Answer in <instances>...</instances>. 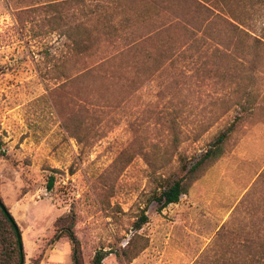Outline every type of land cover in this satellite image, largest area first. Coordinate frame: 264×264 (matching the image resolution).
<instances>
[{
  "label": "rangeland",
  "instance_id": "rangeland-1",
  "mask_svg": "<svg viewBox=\"0 0 264 264\" xmlns=\"http://www.w3.org/2000/svg\"><path fill=\"white\" fill-rule=\"evenodd\" d=\"M43 1L0 0V200L24 264H73L53 239L71 212L83 264L98 249L101 264H264V50L201 6L224 0L70 4L75 49ZM241 1L227 2L264 41V0ZM228 126L221 156L158 210V183Z\"/></svg>",
  "mask_w": 264,
  "mask_h": 264
},
{
  "label": "trees",
  "instance_id": "trees-1",
  "mask_svg": "<svg viewBox=\"0 0 264 264\" xmlns=\"http://www.w3.org/2000/svg\"><path fill=\"white\" fill-rule=\"evenodd\" d=\"M227 1L229 0H224L225 5L220 4V8H215L211 5H208L205 1L201 6L205 11L211 13L214 21L215 19L218 20V24H224L228 26V31H230V33H232L231 35L235 37V39L233 38V41H235L236 44H240L242 46L250 48L254 54V57H257L258 51L264 50V41L262 40L261 35L257 33L251 34L246 27L241 26L240 22H243V20L238 17L239 15L236 11L235 13L233 12L234 9L228 5ZM238 1L240 0H234V2ZM85 3V0L43 1L41 5L42 8L58 10V15L55 16V18L57 19L56 21L58 22L54 23L57 24V35L62 39L59 41L60 46L71 47V49L80 47L81 39H75V36L71 31L73 27L68 25V22L71 20L69 16H71L72 18L74 17L73 13L68 14V9L70 7V4H73L76 10L83 12ZM198 4L200 5V3ZM102 6L103 5L96 4L95 9L99 10ZM226 15H229L228 18L226 17ZM108 31H110V29H108ZM83 48L87 50V44H85ZM231 130V126H228L226 130L220 132L214 138L209 148L206 149L200 157H198L194 162L188 163L190 165L189 167H187L186 164L184 165V157H182L181 160L183 161V163L181 165V173L175 177L168 178L167 180L158 183L159 187L155 188L151 195V200L157 203L158 210H161L168 204L177 202L180 195L186 193L187 180H190L192 179V177H194L195 172L201 164L214 160L221 156L222 144L225 139H227ZM52 186L53 179L50 176L47 183V189H51ZM147 221V215L144 211H142L133 223L135 230L140 229L141 226ZM74 223L75 214L73 212L66 216H60L55 223L57 231L54 234L53 239H58L61 236H66L71 246L72 263L83 264V262L81 261L80 242L73 230ZM14 225H16L14 218L11 216V214H9L5 207L3 208L0 206V264L19 263L20 253ZM107 254V250H96L91 261L88 264H101L102 260Z\"/></svg>",
  "mask_w": 264,
  "mask_h": 264
},
{
  "label": "water",
  "instance_id": "water-1",
  "mask_svg": "<svg viewBox=\"0 0 264 264\" xmlns=\"http://www.w3.org/2000/svg\"><path fill=\"white\" fill-rule=\"evenodd\" d=\"M0 206L4 208V205L1 202V200H0ZM14 230L16 232V237H17V242H18V247H19V253H20V260H19L18 264H24L25 255H24V250H23V243H22L21 234H20V231H19L17 225H14Z\"/></svg>",
  "mask_w": 264,
  "mask_h": 264
}]
</instances>
